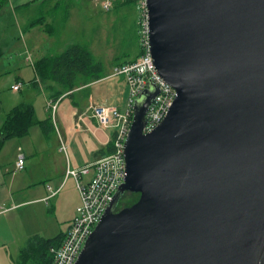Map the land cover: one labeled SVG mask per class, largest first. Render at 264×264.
Masks as SVG:
<instances>
[{
	"label": "water",
	"instance_id": "obj_1",
	"mask_svg": "<svg viewBox=\"0 0 264 264\" xmlns=\"http://www.w3.org/2000/svg\"><path fill=\"white\" fill-rule=\"evenodd\" d=\"M149 50L177 93L135 103L127 175L76 264H264V0H146ZM124 192L140 195L117 213Z\"/></svg>",
	"mask_w": 264,
	"mask_h": 264
},
{
	"label": "crops",
	"instance_id": "obj_2",
	"mask_svg": "<svg viewBox=\"0 0 264 264\" xmlns=\"http://www.w3.org/2000/svg\"><path fill=\"white\" fill-rule=\"evenodd\" d=\"M49 1L50 0H8V4L0 12V18L2 19L10 13H14L16 15L18 10L22 11L24 8H29L38 2L44 3ZM69 3L70 0H53L51 2L52 7L50 9L52 10L51 12H53V24L57 25L58 27L56 34L53 31V55L61 54L66 50L65 49L64 51L55 52V49H58L59 41L63 38H67V36L75 30L74 27L69 26L70 21L68 22L69 18H67L66 15V8H70ZM60 8H63L64 11V14H62L61 17L57 14V11ZM16 17L18 22L17 25L11 28V30L8 32V36L6 35L7 38H10L11 44L5 49L3 57L0 60V80L6 75L17 73V82L13 85L19 83L21 88L19 91L13 90L14 94L20 93L24 87L23 72L21 70H23L26 64L23 61H26V59L29 61L30 67L34 72L33 79H36L37 74L31 61L35 63L37 60L48 56L46 55L47 52L44 51L47 40L41 34L42 26L40 29H37L40 25L37 24L31 27L29 25L31 33H28L29 28H24L20 24L17 15ZM37 20L38 19L32 22H36ZM7 27L8 26H6V28ZM67 42L68 41L66 40L65 43ZM134 59L128 60L126 62L133 61ZM116 66L117 65L112 67L110 72H106L107 70L104 68L106 74L99 81L87 85H79L72 93H69L72 94L71 98L68 97L69 94L62 95L60 97L61 102L55 117H53L48 110L46 111L47 108L45 109L44 106L46 114L41 112L42 118H40L36 108V114L39 120H49L48 132L44 131L40 126L34 127L30 130L28 136L11 139L7 141L4 148L2 149L0 153V210L3 211L0 214V264H4L6 261L4 259L3 249L9 246L12 247L10 254L11 261L16 264V258L18 256L19 249L24 246L28 238L33 236L32 232L26 234L25 224L28 219V215H26L28 209H36L41 205L46 206V204L50 202L53 197L58 195L66 181L70 179H65L67 167L70 166L72 168L78 169L87 164L94 163L98 159L106 156L105 152L109 145L111 133L98 126L92 116V113L88 108H85L79 96L76 98V94H80L82 99L85 96H87L89 99H93L95 94L94 90H91L90 87L92 85L101 83L105 85L106 91H104L105 95L98 101L99 105L112 104V106L118 107V109L121 111L127 110V88L122 90V86H124L122 82L125 83V81L122 79V77L121 80L113 81L115 78H117L112 76L113 69ZM106 84H108L107 87ZM31 87L34 88L33 90H37L35 93L39 91L41 94H43L44 102L46 100V103L49 99H53V95L61 89V87L58 86L57 88L54 86L53 89H50L45 85L44 89H42V87L36 88L32 84ZM117 90H120V92L118 93ZM113 94L118 96L115 100L116 105L112 103L111 95ZM17 101L18 100L10 101V107L6 110L2 108L1 104L0 115L1 113L5 112V115L7 116V114L14 107L21 104ZM27 101H32V103H35L31 98H28L25 102ZM5 118L3 120L0 119V129ZM86 129L93 130V133L96 136V138L94 137L95 147L92 149V152L89 155L80 157L77 153L75 145L80 137L86 132ZM53 131L56 132V137H54V139ZM12 141L14 143H10ZM62 143H64L66 151H62ZM8 144L14 145L9 147ZM69 147L71 150L70 157H68L67 154ZM100 147H102V152H99L98 150ZM21 156H23L25 159V169L23 171H17L16 163ZM54 180H57L59 188L57 191H54L56 192V195L51 197ZM75 186L79 196L77 206L79 207L81 204V199L77 185ZM44 208L48 210L46 207ZM52 211L53 210L51 209L50 212ZM75 214L69 222L68 230L75 217Z\"/></svg>",
	"mask_w": 264,
	"mask_h": 264
},
{
	"label": "rangeland",
	"instance_id": "obj_3",
	"mask_svg": "<svg viewBox=\"0 0 264 264\" xmlns=\"http://www.w3.org/2000/svg\"><path fill=\"white\" fill-rule=\"evenodd\" d=\"M106 1L107 0H70V8H66V15L67 18L70 19H68V22L70 21L69 26L74 27L75 30L71 32L67 38H63L59 41L58 49H55V52L64 51L70 44L78 43L87 45L96 61L104 65V68L107 70L106 72H110L111 68L118 63H123L134 58L136 59L140 53L142 42L140 12L138 11L137 6L135 4H125L122 6L120 3L121 0H112L114 4L113 8L107 11L104 9ZM51 2L52 1L44 3L38 2L29 8H24L22 11L18 10L16 12L20 24L27 29L32 21L44 17L43 23L38 26L37 29H40L42 26L41 34L47 40V43L45 44L46 47L44 46V51L47 52L46 55H53L54 36L53 33L50 35L45 31L46 25L47 27L52 25L50 28L55 32V34L56 30H58L57 25L53 24V12H51L52 10L50 9L52 7ZM57 14L61 17V15L64 14L63 8H60L57 11ZM30 30L31 29L29 28L28 33H31ZM66 40L68 41L67 43H65ZM2 41H8L6 33L0 37V42ZM23 62H25L26 66L23 70H21L24 78V87L22 91L20 93H13V86L19 84L17 83L13 85L17 82V73L4 76V78L0 80V106L2 104V108L6 110L10 107V101L18 100L17 102H20L21 104L30 103L34 106L36 112L38 110L39 116L42 118L41 112L46 114V100L44 102L43 94L39 91L35 93L37 90H33L34 88L31 87L34 72L27 59ZM106 72H104L101 77H103ZM122 79L125 81L123 77ZM116 80H121V77H117L113 81ZM122 83L124 84V86H122V90L127 88V108L129 90L127 84L125 85L126 81L125 83ZM40 86L44 89L41 82ZM107 86L108 84H106V87ZM90 89L94 90L95 97H93V99H89L87 96L82 99L80 94H76V98L79 96L82 104L88 109L92 104L99 105L98 101L105 95L104 91H106L105 85L101 83L92 85ZM117 91L118 93L120 92V90ZM116 97H118L116 94L111 95L112 103L114 105H116ZM28 98L33 99L35 103H32V101L25 102ZM106 106L110 108H118L116 106H112V104ZM125 112L126 110L122 111V113ZM5 116V112L1 113L0 119L3 120ZM103 129L110 132L111 136L119 130L115 127ZM85 131L86 132L80 137L75 145L77 153L80 157L89 155L95 147L94 137L96 138V136L94 135L93 130L86 129ZM54 137H56V132L53 131V139ZM10 143L14 142L12 141ZM8 145L11 147L14 144ZM101 149L102 147L98 149L99 152H102ZM67 154L68 157L71 156L70 147L68 148ZM75 185V181L70 178L61 188L58 195L53 197V199L48 202L46 206L41 205L36 209L29 208L26 214L28 215V219L25 224L26 234L32 232L33 235H39L46 239L56 238L63 233L66 234L68 232L69 222L75 214L79 201ZM58 188L57 180H54L53 192L57 191ZM51 209L53 210L52 212H50ZM11 251V246L3 249L4 259L6 260L4 264H15L11 261Z\"/></svg>",
	"mask_w": 264,
	"mask_h": 264
},
{
	"label": "built area",
	"instance_id": "obj_4",
	"mask_svg": "<svg viewBox=\"0 0 264 264\" xmlns=\"http://www.w3.org/2000/svg\"><path fill=\"white\" fill-rule=\"evenodd\" d=\"M138 5L142 46L145 53L134 61L116 66L112 72L113 77H123L126 81L129 90L128 108L125 113L118 108H110L106 105L92 104L89 108L98 126L115 127L119 130L111 136L109 141L113 144L112 153L78 169L67 167L65 179L75 180L81 204L76 209V215L64 241L58 247L51 249L53 264H76L87 240L124 184L127 175L125 144L133 122L135 103L150 86L157 88L158 94L146 115L144 134H149L166 118L177 96L176 91L158 74L150 54L146 0H138ZM112 7L113 1L107 0L104 9L108 11ZM31 63L34 66V62L31 61ZM20 88V84L13 86L14 91H19ZM60 102L61 99H49L46 103V108L53 117L58 111ZM62 151H66L64 143H62ZM24 169L25 159L21 156L16 163V170ZM54 195L56 192H51V197ZM2 211L0 210V214Z\"/></svg>",
	"mask_w": 264,
	"mask_h": 264
},
{
	"label": "trees",
	"instance_id": "obj_5",
	"mask_svg": "<svg viewBox=\"0 0 264 264\" xmlns=\"http://www.w3.org/2000/svg\"><path fill=\"white\" fill-rule=\"evenodd\" d=\"M120 3L122 6L125 4H135L139 10L138 0H121ZM7 4L8 0H0V12ZM43 20L44 18H40L36 22H32L30 27L37 24L41 25ZM17 23V17L14 13L6 15L2 19L0 18V37L4 33L8 36V32ZM6 26L8 27L6 28ZM51 26L47 27L46 25L45 28V31L50 35L53 33V30L50 28ZM7 40L0 42V60L3 57L5 49L11 44L9 37ZM144 53L145 49H143L141 42L138 56ZM129 62L118 63L117 66ZM34 67L37 78L33 79L31 84L36 88H41L39 81L43 86L45 85L50 89H53L54 86L56 88L57 86L61 87L53 95V99L55 100L60 99L64 94L73 92L81 84L87 85L99 81L105 72L104 65L96 61L89 47L78 43L70 44L61 54L48 55L37 60L34 63ZM68 97L71 98L72 94H69ZM48 121L39 120L34 106L30 103H23L14 107L7 114L0 129V153L7 141L28 136L30 130L34 127L40 126L44 131L48 132ZM112 151L113 144L110 142L105 153L108 155ZM139 198L140 195L136 193L123 194L119 201L122 202L124 205L123 209H125L137 203ZM66 234H60L58 237L52 239H46L39 235L31 236L19 250L16 264H53L51 249L58 247L64 241Z\"/></svg>",
	"mask_w": 264,
	"mask_h": 264
},
{
	"label": "flooded vegetation",
	"instance_id": "obj_6",
	"mask_svg": "<svg viewBox=\"0 0 264 264\" xmlns=\"http://www.w3.org/2000/svg\"><path fill=\"white\" fill-rule=\"evenodd\" d=\"M131 192H124L123 194H130ZM124 205L122 204V202L119 201V203H117V205L115 206V210L114 212L117 213L121 210H123Z\"/></svg>",
	"mask_w": 264,
	"mask_h": 264
}]
</instances>
